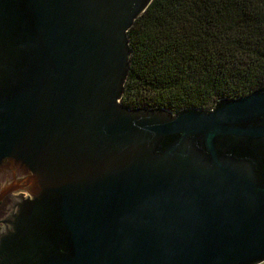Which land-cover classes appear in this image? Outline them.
Returning <instances> with one entry per match:
<instances>
[{"label":"water","instance_id":"95a60500","mask_svg":"<svg viewBox=\"0 0 264 264\" xmlns=\"http://www.w3.org/2000/svg\"><path fill=\"white\" fill-rule=\"evenodd\" d=\"M154 0H0V264H263L264 87L122 104Z\"/></svg>","mask_w":264,"mask_h":264},{"label":"trees","instance_id":"16d2710c","mask_svg":"<svg viewBox=\"0 0 264 264\" xmlns=\"http://www.w3.org/2000/svg\"><path fill=\"white\" fill-rule=\"evenodd\" d=\"M128 39L130 109H212L264 87V0H154Z\"/></svg>","mask_w":264,"mask_h":264},{"label":"flooded vegetation","instance_id":"af4514ba","mask_svg":"<svg viewBox=\"0 0 264 264\" xmlns=\"http://www.w3.org/2000/svg\"><path fill=\"white\" fill-rule=\"evenodd\" d=\"M25 198H27L26 194L18 192L7 196L0 202V232L4 228V223L7 222L8 217L14 211L15 206H17V203Z\"/></svg>","mask_w":264,"mask_h":264},{"label":"built area","instance_id":"2783aa9c","mask_svg":"<svg viewBox=\"0 0 264 264\" xmlns=\"http://www.w3.org/2000/svg\"><path fill=\"white\" fill-rule=\"evenodd\" d=\"M264 264V263H263Z\"/></svg>","mask_w":264,"mask_h":264}]
</instances>
